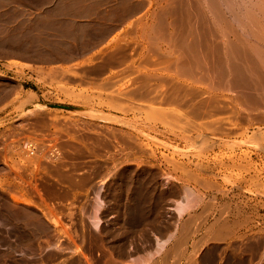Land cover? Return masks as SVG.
I'll return each instance as SVG.
<instances>
[{
  "label": "rangeland",
  "instance_id": "374dc122",
  "mask_svg": "<svg viewBox=\"0 0 264 264\" xmlns=\"http://www.w3.org/2000/svg\"><path fill=\"white\" fill-rule=\"evenodd\" d=\"M136 1L140 10L127 0L116 12L123 28L108 42L106 28L85 26L83 39L68 44L74 59L48 67L42 59L36 66L10 62L13 74L0 60V264H264V154L258 141L245 144L257 128L249 137L240 130L222 139L237 155L253 152L256 171L240 162V169L212 171L211 160L229 152L220 138L214 148L197 140L192 146L173 121L142 109L167 96L162 74L174 73L184 50L181 30L188 39L202 30L195 17L206 14L197 9L203 2ZM194 98L188 106L195 110L208 97ZM184 186L204 202L179 220L173 208ZM142 201L147 224L130 229L132 220L118 211ZM190 219L199 230L180 236L177 229ZM159 241L166 242L161 251Z\"/></svg>",
  "mask_w": 264,
  "mask_h": 264
},
{
  "label": "bare ground",
  "instance_id": "6f19581e",
  "mask_svg": "<svg viewBox=\"0 0 264 264\" xmlns=\"http://www.w3.org/2000/svg\"><path fill=\"white\" fill-rule=\"evenodd\" d=\"M202 2L203 3H201L200 6H203L197 9L206 14L202 15L199 13L197 18L195 17L197 22L202 21L200 25L198 24L202 30L198 35L193 36L191 34L190 36H193L191 39H188V35H184L181 30L179 37L185 38V40L177 42L183 44L184 50L177 56L176 61L174 62V73L169 76L162 74L164 82L169 81V87L167 88L169 95L165 88L168 97L164 96L165 93H163L162 99L159 102L157 99L148 101L151 103L142 109L143 111H146L145 113H148L151 118L153 116V119L155 120L158 119L161 121L160 119L164 118L167 119V122L170 120L173 121V125L176 126L181 134H186V136L189 134L188 136L190 137H187L190 138L192 146L196 144L197 140V143L199 142L202 146L208 145L207 147L210 146V148H214V146L221 144V141H217L216 138H220L219 140L230 138L234 134H239L238 131L240 130V134L245 131L243 135L247 137L250 134L248 133L247 135V132L256 127L257 132H255L256 130L254 132L252 131L253 135L251 133L249 142H245V144L248 146L255 140L256 142L258 141L259 144L256 151L264 154V129H262L264 128V34L262 35L264 31L261 32L262 27L260 28L261 25L259 26V15L261 14L264 16V0H250L248 5L244 7L236 6L234 4L230 5L227 2L221 3L218 0H208L209 7L207 9L209 10V14L206 12V8H203L206 5L207 0H202ZM243 9L245 10L244 12H242ZM204 95H207L208 98L200 100L198 104L200 109L198 106H196L197 109L195 108V110L192 108L190 109L188 105L192 102V98L195 97L194 99H196V97ZM145 97L147 98V96ZM196 102L198 103V101ZM27 103L31 102L29 101ZM165 105L166 107H169L163 108ZM185 105L189 109H186ZM132 107V109L141 108L140 106L139 108ZM192 107H195L194 104ZM154 116H160L161 118ZM197 120L199 122H197ZM200 120L202 122H200ZM173 122H171V124ZM236 131L237 133H234ZM222 142L224 141L222 140ZM231 144L234 143L226 144V141L224 142L223 146H226L229 152L226 153L225 151L221 157L211 160L213 161V165H209L210 169H212V171L215 168L227 169L228 167H235L236 169L239 167L238 169H240L242 167L236 165L237 162H240V165L244 164L243 166L246 171H256L257 168L253 161V152L245 151L241 155H237L235 154L237 150L235 151V148ZM189 145L191 144L189 143ZM201 150L200 147V153L203 152H201ZM170 161L172 162V160H169L167 161V164ZM173 164L171 169L176 165L172 169L173 172H181V175L185 174L184 170L186 169L182 168V166L177 167L176 163ZM200 169L201 168L199 167L198 170L200 171ZM201 171H203V169ZM188 173L189 172H186L187 175L185 174L187 179L190 174ZM155 175L157 176V173H155ZM172 178L173 177L169 175V180ZM197 180L198 178L194 181L197 182ZM199 181L198 184H195L203 186L204 183L202 185V180ZM203 187L206 188V185ZM187 188L188 187L186 186L181 188L182 190L178 195H180L182 201L177 203L176 207L173 208L175 209L179 220L184 219L185 215L191 213L196 207L198 208V205L203 201V198L200 196L201 193L199 194V192H197V194H199L197 195L193 193L194 191L191 192L190 189ZM13 200L19 203H27L25 200L16 197H14ZM138 200L139 199H137V201ZM121 205L122 204H119L120 207H123ZM114 208L116 209L115 205ZM117 208L119 207L117 206ZM124 208H126V206ZM99 209L97 208L95 215H97ZM118 213V216L122 214L124 219L126 218L128 220L129 218L132 220V222L130 221L131 223L128 221L131 224H128L131 226L130 229L135 230L141 225L147 224L146 217L148 210L143 201L142 203L135 205L134 208L132 207L131 211L126 209V211L123 210L121 212L119 209ZM193 217L194 216H192V218ZM196 219L197 218H195V224L197 223ZM192 223L194 224V220L190 219L188 222L180 225L179 229H177L179 233L181 232L180 236L188 233L190 230L194 231V225ZM94 226L98 228V223L94 222ZM226 235L227 234H225V236ZM161 242L159 241L156 243L158 251H161L166 243L163 241ZM148 260L150 261L151 258L146 261Z\"/></svg>",
  "mask_w": 264,
  "mask_h": 264
},
{
  "label": "crops",
  "instance_id": "0c3cea01",
  "mask_svg": "<svg viewBox=\"0 0 264 264\" xmlns=\"http://www.w3.org/2000/svg\"><path fill=\"white\" fill-rule=\"evenodd\" d=\"M125 1L0 0V27L3 28L0 60L6 63L7 69H13V74L10 62L36 66L37 60L42 59L48 67L62 59H74L77 56L68 54V44L83 39L85 26L106 28L107 42L116 36L123 28V21L114 16L122 11ZM129 2L140 10L142 4L136 0ZM92 36L100 39L96 30Z\"/></svg>",
  "mask_w": 264,
  "mask_h": 264
}]
</instances>
